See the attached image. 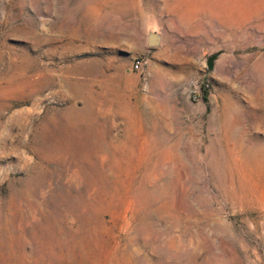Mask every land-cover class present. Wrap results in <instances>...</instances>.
<instances>
[{
	"label": "rangeland",
	"instance_id": "374dc122",
	"mask_svg": "<svg viewBox=\"0 0 264 264\" xmlns=\"http://www.w3.org/2000/svg\"><path fill=\"white\" fill-rule=\"evenodd\" d=\"M0 264H264V0H0Z\"/></svg>",
	"mask_w": 264,
	"mask_h": 264
},
{
	"label": "bare ground",
	"instance_id": "6f19581e",
	"mask_svg": "<svg viewBox=\"0 0 264 264\" xmlns=\"http://www.w3.org/2000/svg\"><path fill=\"white\" fill-rule=\"evenodd\" d=\"M86 108V107H83ZM79 110V108H78ZM78 110L74 105H70L67 108H65L63 110L62 113H64L63 115V119L66 122L65 126L62 128V131L66 132L68 135H71L75 138L78 137V133L77 130L78 128H80L79 124H80V117L78 114ZM86 110V109H85ZM80 112V110H79ZM91 112V111H90ZM90 114V113H89ZM83 115V114H82ZM85 115V114H84ZM82 117V116H81ZM91 119V118H90ZM82 120V119H81ZM85 125V124H84ZM83 131V130H82ZM46 134V132H44ZM86 134V133H85ZM83 137V136H82ZM71 138V137H70ZM85 141L87 142L86 144H88L90 146L91 142H90V133L88 132L87 135L85 136ZM51 149H46V153L49 154L51 152ZM76 150V143H72V149H71V155L72 158H70L71 160H66L64 163H62L61 168L63 169L61 172H59V175H61V177H63V179L66 180V184L67 186L72 187L74 184V175L76 173V168L77 166V161L75 159V152ZM77 156V155H76ZM48 161V160H47ZM61 160H55L56 163L60 162ZM73 163V164H72ZM60 164V163H58ZM77 166V167H76ZM42 175V174H41ZM38 177V176H37ZM37 177H35L37 179ZM47 178V176H46ZM43 181V180H42ZM35 182V180H34Z\"/></svg>",
	"mask_w": 264,
	"mask_h": 264
},
{
	"label": "built area",
	"instance_id": "2783aa9c",
	"mask_svg": "<svg viewBox=\"0 0 264 264\" xmlns=\"http://www.w3.org/2000/svg\"><path fill=\"white\" fill-rule=\"evenodd\" d=\"M132 67L136 70H140L143 71L145 68V60H143L140 57H136L132 60ZM207 83L201 82V88L205 90V86ZM194 89H193V93H192V97L194 99H197L200 96V91L198 89L197 84H194Z\"/></svg>",
	"mask_w": 264,
	"mask_h": 264
},
{
	"label": "water",
	"instance_id": "95a60500",
	"mask_svg": "<svg viewBox=\"0 0 264 264\" xmlns=\"http://www.w3.org/2000/svg\"><path fill=\"white\" fill-rule=\"evenodd\" d=\"M150 37H151V41H155V37L156 36L154 34H151ZM208 66L209 67L211 66V61L210 60H208Z\"/></svg>",
	"mask_w": 264,
	"mask_h": 264
}]
</instances>
